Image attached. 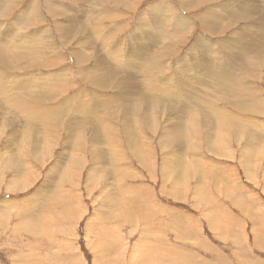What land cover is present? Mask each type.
<instances>
[{"label": "rangeland", "instance_id": "374dc122", "mask_svg": "<svg viewBox=\"0 0 264 264\" xmlns=\"http://www.w3.org/2000/svg\"><path fill=\"white\" fill-rule=\"evenodd\" d=\"M3 1L13 9L0 11V22L12 23L4 36L17 38L9 51H15L19 41L15 52L21 57L32 35L44 39L36 55L22 59L21 65L15 63L19 70L0 68V264H264V79L260 77L264 71L258 67L248 79L250 69L238 68L220 46L225 42L238 53L252 32L259 28L264 33V0H218L199 9V13L210 10L215 19L220 16L222 32L213 37L203 32L209 43L203 42L198 51L193 42L202 32L195 21L198 13L187 14L179 0H114L116 4L103 8L98 0H46V11L52 8L50 15L60 12L64 20L53 19L43 4L42 23L16 35L18 25L13 23H19L30 0H0L1 8ZM236 5L249 7L257 21L250 24L253 31L247 30L246 39L233 38L228 10ZM162 11L172 20L183 16L190 21L179 22L182 26L171 23L179 26L180 38L177 33L168 37L158 24L155 28L164 19L156 18ZM97 14L101 19H95ZM245 27L244 22L234 25V29ZM157 32L166 37L159 39ZM257 36L256 43L261 40ZM146 43L154 46L153 51L146 49ZM132 48L137 55H150L152 61L137 59ZM79 53L88 62L78 65L74 55ZM126 56L135 62L129 66ZM199 58H206L209 65H198ZM29 60L32 67L25 65ZM224 67H230L235 84H216ZM104 70L113 86L82 78ZM56 72L63 78L48 82ZM182 74H191L189 80L181 82ZM59 82L68 86L65 98L59 93L54 96L58 102H48L46 96L60 89ZM156 87L162 91L151 94ZM211 112L226 114L225 124L207 117ZM150 115H155L156 125L144 126L139 133L133 117ZM194 123L202 132L193 136L189 131ZM101 128L110 129L115 139L106 140ZM124 129L135 132L138 144L149 151V164L128 145ZM20 131L31 135L17 150L10 136L17 138ZM158 141L167 147L163 152ZM45 143L47 147L39 151ZM227 145L233 153L221 151ZM12 154H17L15 161L2 163ZM183 161V177L175 179V169ZM168 188L174 194H167ZM36 199L61 200L65 205L34 206ZM231 202L247 207L253 220L243 217ZM212 214L215 222L210 220ZM220 216L231 220L219 223Z\"/></svg>", "mask_w": 264, "mask_h": 264}, {"label": "bare ground", "instance_id": "6f19581e", "mask_svg": "<svg viewBox=\"0 0 264 264\" xmlns=\"http://www.w3.org/2000/svg\"><path fill=\"white\" fill-rule=\"evenodd\" d=\"M7 1V0H6ZM61 1V0H60ZM65 1V0H64ZM176 1V0H175ZM213 1H218V0H187V1H185V3L183 2V0H179V3H180V5L182 6L181 8H182V10L183 11H185L187 14H189V13H194V14H196V12L198 13L197 14V16H196V19H195V21H196V23H197V25L199 26V27H202L201 29H202V32H200V36H198V38L196 39V41H193V42H195V44L196 45H198V46H195V47H198V49H197V51L199 50V49H202V47H203V42H205V43H209V41L207 40L208 38L206 37V36H204L203 35V32L205 33V34H208V35H211L212 37L213 36H216V35H218L219 36V34H220V31H221V28H220V25L221 24H219V20H218V18L220 17H218V18H213V17H211L210 15H212V12L210 11V10H205V11H203V12H198V11H200L199 9H202L205 5H208L209 3L211 4V3H213ZM44 2H46V0H44L43 2H42V0H30V2L27 4V6H26V8L24 9V12H23V17L22 18H20L19 16V23H13V24H16V25H18V27H17V29L13 32L15 35H16V33H17V31L19 32V31H25L26 29H29V25H37V24H40V23H42V19H41V16H42V14H41V11H40V9H41V7H42V5L44 4L45 5V3ZM52 2V1H51ZM98 3L97 4H100L99 6H101V8H103V6H106L107 5V3H109V4H112V3H115L114 2V0H98L97 1ZM3 3L5 4L6 2L5 1H3ZM117 3V2H116ZM115 3V4H116ZM241 3V2H240ZM258 3V2H257ZM8 4H9V1H8ZM115 4H113L114 6H115ZM5 5H7V4H5ZM5 5L3 6L4 8H1V6H0V8H1V10L0 11H2V12H8V11H13V9H11L10 8V5H7L6 7H5ZM175 5V4H174ZM51 7V6H50ZM52 7H54L53 5H52ZM57 7V6H56ZM112 7V6H111ZM155 7V6H154ZM235 7H237L236 9H229L228 11V15H229V17L228 18H230V20L232 21V23H231V26H232V28H233V32H235L236 34H234V36H233V38L234 37H236L237 36V38L238 37H244L245 38V36H247V35H249V33H248V31H250L251 32V30L253 29V27H251L250 26V24H252V23H254L255 21H254V18L252 17V15L250 14V12H249V7H243V5L241 6V5H236ZM46 8H47V5H45V11H46ZM55 8V7H54ZM156 8V7H155ZM218 8V7H217ZM49 9V7L47 8V10ZM52 8H50V10H51ZM100 9V8H99ZM164 9V8H163ZM225 9H227V8H225ZM49 10V11H50ZM55 10V9H54ZM155 9H153V11H154ZM162 10V9H161ZM49 11H46V12H48L49 13V15H50V12ZM152 11V12H153ZM155 11H157V10H155ZM2 12H0V13H2ZM56 11H54V12H52V14L50 15L53 19H56L57 17H59L61 20L65 17V15L64 14H61L60 12L58 13V14H56L55 13ZM159 12H160V10H159ZM214 12V11H213ZM47 13V14H48ZM145 13V12H144ZM155 13V12H154ZM166 11H162L161 13H159V14H157V15H159L158 17H156V16H154V18L156 17V18H164V19H162L161 21H157L155 24H156V26H155V28H157V24L158 25H160V28L162 29V31H164V33H167V36H168V33L170 34L171 33V35H174V34H176L178 31V27L177 28H175V26L174 25H172L171 23H174V24H176L177 22H178V24L179 25H181L182 26V24H180L179 22H186V24L187 23H189L190 21L188 20H186L185 21V19H184V17L182 16L180 19H178L179 17H177L176 19H170V17L168 18L167 16H166ZM217 13V12H216ZM4 14V13H3ZM1 15V14H0ZM10 15V14H9ZM174 15V14H173ZM6 16V15H5ZM214 16V15H213ZM67 17V16H66ZM145 17H146V15H145ZM97 18V20L98 19H101V17L99 18L98 17V14H97V16L95 17V19ZM142 18V17H141ZM222 18V17H221ZM7 19V18H6ZM15 19V18H14ZM23 21H22V20ZM52 19V20H53ZM144 19V18H143ZM262 19V18H261ZM5 20V19H4ZM64 20V19H63ZM96 20V21H97ZM146 20V19H145ZM12 21V20H11ZM84 21V20H83ZM141 21H143V20H141ZM221 21V20H220ZM26 22V23H25ZM79 24H81V22L78 20L77 21ZM76 22V23H77ZM85 22V21H84ZM238 22H244L245 23V28H243V29H234V25L236 24V23H238ZM257 22V21H256ZM60 23V22H59ZM143 23L145 24V22L143 21ZM142 23V24H143ZM54 24V23H53ZM72 24V23H71ZM120 24V23H119ZM134 24V23H133ZM185 24V23H184ZM183 24V25H184ZM185 24V25H186ZM241 24V23H240ZM6 25L7 24H3V23H1L0 22V68H2V69H9V67L12 69L13 67L14 68H16L15 67V63H19L20 64V62L22 61V59L23 60H25L27 57H31V56H34V55H36L37 54V51H38V48L40 47V46H42V43H43V37L42 36H40V35H38V34H36L35 35V38L33 37V35H32V37H31V39L29 40V42L26 44V46L24 47L25 49H23V50H25V51H23V55L21 56V57H19V55H17V54H20V53H17V52H15L16 51V46H18L17 45V43H20L19 41L16 43V46H15V51H9L8 50V48H10V47H13L14 48V37H13V40H12V36L9 38V39H7V36H4V35H6L11 29H12V23L10 24V25H7V26H9V28L7 29V31L4 33V30H5V27H6ZM59 25V24H58ZM103 25V24H102ZM171 26L173 29H170L169 30V28H167V26ZM188 25V24H187ZM191 25V24H190ZM136 26V25H135ZM146 26V25H145ZM169 26V27H170ZM197 26V27H198ZM71 27V26H70ZM137 27V26H136ZM139 27V26H138ZM141 27V26H140ZM139 27V28H140ZM151 27V26H150ZM149 27V28H150ZM240 27H242V26H240ZM255 27H258V26H256L255 25ZM254 27V28H255ZM53 28V27H52ZM62 28V27H61ZM143 28H145V27H143ZM154 29V26H152L151 28H150V30L151 29ZM160 28L158 29V31L160 30ZM181 28V27H180ZM183 28V27H182ZM230 28V27H229ZM34 29H37V28H34ZM44 29V28H43ZM67 29V28H66ZM73 29V28H72ZM136 29V28H135ZM134 29V30H135ZM141 29V28H140ZM151 30V32L153 31V34H155L154 33V30ZM220 29V30H219ZM224 29V28H223ZM85 30V29H84ZM149 30V29H148ZM147 29H146V31H148ZM226 29H224V31H225ZM248 30V31H247ZM23 31V32H24ZM55 31V30H54ZM53 31V32H54ZM143 31H145L144 29H143ZM181 31H183V30H181ZM253 31V30H252ZM255 31H256V29H255ZM135 32H136V30H135ZM222 32V31H221ZM230 32V31H229ZM60 33V32H59ZM62 33V32H61ZM77 33V32H76ZM159 35L161 34L160 32H157ZM163 33V32H162ZM180 33V32H179ZM185 33V32H184ZM232 33V32H231ZM25 34V33H24ZM41 34V33H40ZM67 34V33H66ZM142 34H145L146 35V33H142ZM149 34V33H148ZM152 34V35H153ZM233 34V33H232ZM13 35V34H12ZM19 35V34H18ZM73 35V34H72ZM85 35V34H84ZM134 35V34H133ZM144 35V36H145ZM151 34H149V36H150ZM151 35V36H152ZM158 35V37H159V39H161V38H163V37H166L164 34H161L160 36ZM177 35H178V33H177ZM256 35H259V36H257V37H259L261 40H258V42L256 43V40H257V38H256ZM22 36V35H21ZM26 36V35H25ZM61 36V35H60ZM69 35H67V37H68ZM137 36V35H136ZM135 36V37H136ZM147 36V35H146ZM148 36V37H149ZM155 36V35H154ZM170 36V35H169ZM168 36V37H169ZM181 36H183V35H181ZM232 36V35H231ZM19 37V36H18ZM132 37H134V36H132ZM134 37V38H135ZM158 37H156V38H158ZM178 37H179V35H178ZM212 37H210V39H212ZM225 37V36H224ZM264 37V33L262 32V31H260V29L258 28L257 29V31L254 33V32H252V34H250V36H249V38H248V40L246 41V42H244L245 43V45L244 46H241V48H240V50H238L239 52L238 53H235V51H234V49L236 48L235 46L233 47V46H229L227 43H225V42H222L221 44H220V46L221 47H225V50H224V48H223V50H224V52H225V55H226V58L227 59H233L234 61H236L235 63H236V66L238 67V68H242V70H248L249 71V69H250V72H249V75H248V79L251 77L252 78V74H253V72H255V70H256V68H258L259 67V69H262V71H264V41H262L263 38ZM21 38H23V37H20V39ZM24 38H26V37H24ZM78 38V37H77ZM85 38V37H84ZM88 38V37H87ZM129 38H131V37H129ZM128 38V39H129ZM145 38V37H144ZM180 38V37H179ZM258 38V39H259ZM15 39H17L16 37H15ZM68 39H69V37H68ZM75 39V38H74ZM151 39V38H150ZM158 39V40H159ZM164 39H166V38H164ZM163 39V40H164ZM176 39V38H175ZM235 39V38H234ZM246 39V38H245ZM22 40V39H21ZM86 40H88V39H86ZM94 40V39H93ZM123 40V39H122ZM130 40V39H129ZM136 40V39H135ZM144 40H146V39H144ZM144 40H142V41H144ZM62 41V40H61ZM70 41V40H69ZM74 41V40H73ZM82 41V40H81ZM131 41V40H130ZM133 41V40H132ZM181 41V40H180ZM245 41V40H244ZM4 42H6L7 44H4V46H3V43ZM22 42V41H21ZM64 42H65V40H64ZM113 42V41H112ZM115 42V41H114ZM129 42V41H128ZM147 42L149 43V41H148V39H147ZM153 42V41H152ZM162 42V41H161ZM63 43V42H62ZM80 43V42H79ZM116 44H118L117 42H115ZM135 43H136V41H135ZM162 43H164V41L162 42ZM242 43V42H241ZM21 44V43H20ZM23 44V43H22ZM64 44V43H63ZM107 44V43H106ZM143 45H145V42L144 43H142ZM147 44V43H146ZM150 44V43H149ZM149 44H147L146 45V49L147 50H149V51H151L152 49H150V46H151V48L152 47H154V46H152V45H149ZM155 44V41L153 42V45ZM165 44V43H164ZM175 44V43H174ZM194 44V45H195ZM24 45V44H23ZM78 45V44H77ZM122 45V44H121ZM156 45V44H155ZM158 45V44H157ZM155 46L156 48L158 47V46ZM159 45H161L160 43H159ZM243 45V44H242ZM46 46V45H45ZM127 46V45H126ZM139 46V45H138ZM163 46H165V45H163ZM162 46V47H163ZM219 46V47H220ZM19 47L21 48V45H19ZM19 47H18V51H19ZM133 47V46H132ZM162 47H160V48H162ZM194 47V46H193ZM138 48V47H137ZM143 48V47H142ZM22 49V48H21ZM46 49V48H45ZM109 49V48H108ZM117 49V48H116ZM120 49V48H119ZM141 49V48H140ZM144 49V48H143ZM142 49V50H143ZM146 49H144L145 51H147ZM10 50H11V48H10ZM12 50H14V49H12ZM41 50V49H40ZM100 50V49H99ZM129 50H132V55H134V57L136 56V57H138L137 59H139V58H141V59H143L144 61H146L147 60V62H148V59L149 60H151L152 61V59H151V56L150 55H142L143 53L142 52H140V54L139 55H137L135 52L136 51H134L133 50V48L132 49H129ZM128 50V51H129ZM143 50V51H144ZM160 50H162V49H160ZM236 50H237V48H236ZM104 51H105V49H104ZM121 51V50H120ZM120 51H118V53L120 52ZM134 51V52H133ZM144 51V52H145ZM153 51V50H152ZM155 51H157L158 52V50H155ZM85 52H87V51H84V53ZM123 52V51H122ZM131 52V51H130ZM166 52H167V49H166ZM116 53H117V50H116ZM127 53V52H126ZM142 53V54H141ZM115 54V53H114ZM122 54V53H121ZM187 54V53H186ZM218 54V53H217ZM39 56V55H38ZM62 56V55H61ZM75 56V59H76V62H77V64L79 65L81 62H88V60H87V58H82V57H80V53L79 54H77V55H74ZM124 56H125V54H124ZM128 56V55H127ZM126 56V60H124L125 62H135L134 60V58L133 57H127ZM131 56V55H130ZM42 57V56H41ZM121 57V56H120ZM143 57H145V59L143 58ZM170 57V56H169ZM217 57V56H216ZM249 57V58H248ZM55 58V57H54ZM130 58H133V59H130ZM171 58V57H170ZM178 58V57H177ZM31 59V58H30ZM60 59H61V57H60ZM91 59V58H90ZM116 59V58H115ZM124 59V58H123ZM252 59V61L250 62V60ZM14 60H18V61H15L14 62ZM32 60H33V57H32ZM119 60V59H118ZM247 60H248V62H247ZM155 61V60H154ZM153 61V62H154ZM208 61V60H207ZM223 62L225 61V59H223L222 60ZM38 62V61H37ZM37 62H35V63H37ZM71 62V61H70ZM73 62V61H72ZM117 62V61H116ZM121 63H123L122 61H120ZM140 62H143L142 60H140ZM146 62V63H147ZM153 62H152V64H153ZM192 62V61H191ZM227 62V61H226ZM23 63H25V62H23ZM95 63V62H94ZM139 63V62H138ZM183 63V62H182ZM254 63V64H253ZM27 64V66H29V67H32V65H33V63H32V61L31 60H29V61H27L26 63H25V65ZM37 64H43V62H38ZM74 64V63H73ZM125 64V63H124ZM135 64V63H134ZM151 64V65H152ZM185 64H186V62H185ZM204 64H208L207 62H206V58H199V61H198V65H200V66H205ZM21 65V64H20ZM81 65V64H80ZM96 65V64H95ZM122 65V64H121ZM129 66H130V63L128 64ZM135 65H137V64H135ZM148 65H149V63H148ZM176 65V64H175ZM209 65V64H208ZM207 65V66H208ZM230 65V64H229ZM124 66V65H123ZM134 66V65H133ZM141 64L139 65V68L141 69ZM147 66V65H146ZM181 66V65H180ZM28 67V68H29ZM131 67H132V64H131ZM185 67V66H184ZM183 66H182V68L183 69H185ZM188 67V66H187ZM195 67H196V65H195ZM198 67V66H197ZM98 68V67H97ZM135 68H137V66L135 67ZM152 68V67H151ZM177 68V67H176ZM17 69H18V67H17ZM21 69V68H20ZM31 69V68H30ZM40 69V68H39ZM107 69H109V68H107ZM127 69V68H126ZM148 70V68L146 67L145 69H143V70ZM192 69V67L190 68V70ZM199 69V68H198ZM211 69V68H210ZM210 69H209V71H210ZM13 70V69H12ZM19 70V69H18ZM34 70V69H33ZM33 70H30V71H33ZM67 70V69H66ZM65 70V71H66ZM74 70V69H73ZM133 70H134V67H133ZM142 70V69H141ZM150 70V69H149ZM182 69H179V68H177V70L176 71H178V72H180V73H182V71H181ZM197 69H195V71H196ZM212 70V69H211ZM7 71V70H6ZM22 71V70H21ZM37 71V70H36ZM68 71V70H67ZM105 71V70H104ZM136 71H138V70H136ZM185 71V70H184ZM194 71V72H195ZM218 71V70H217ZM19 72V71H18ZM50 72V71H49ZM247 72V71H246ZM21 73V72H20ZM107 73V70L105 71V73L104 72H101V73H98V74H90V75H88V74H85L84 76H82V78L85 80V82H87V81H94V82H97V83H99V84H103V85H108V86H113V81H111L109 78H107L106 77V74ZM148 73V72H147ZM186 73H187V70H186ZM189 73V72H188ZM198 73H199V71H198ZM203 73V72H202ZM213 73V72H212ZM216 73V72H215ZM220 73V74H219ZM33 74V73H32ZM59 73L58 72H56V73H53L52 75H51V77H47V81H48V79L50 80V79H58V78H61L62 77V74L60 73V75H58ZM146 74V73H145ZM9 75V74H8ZM147 75V74H146ZM151 75H153V72L151 73ZM186 75H187V77H186ZM189 75H191V74H182V77H181V82H183L184 80H186V79H188L189 80V78H188V76ZM196 75V74H195ZM10 76V75H9ZM20 76V75H19ZM25 77H26V79H27V81L28 80H30V79H28V77H30V75H29V73L28 74H25L24 75ZM44 76H46V75H44ZM109 77H112L111 75H108ZM140 76V75H139ZM216 76H218L217 77V81H216V84H218V83H222V84H229V83H234L235 84V81H233L232 80V76H233V73L231 74V71H230V67H224L223 68V70H219L218 71V73H217V75ZM215 76V77H216ZM8 77V76H7ZM13 77V76H12ZM43 77V76H42ZM197 77V76H196ZM260 77L261 78H263L264 79V74H260ZM11 78V77H10ZM63 78V77H62ZM77 78H80V75H78V77ZM191 78H194V77H191ZM23 79H24V77H23ZM38 79H39V77H38ZM43 79V78H42ZM46 79V78H45ZM142 79V78H141ZM253 79V78H252ZM40 80V79H39ZM59 80H61V79H59ZM196 80V79H195ZM200 80V79H199ZM242 80V79H241ZM1 81V80H0ZM24 81H26V80H22L21 82H24ZM43 81V80H42ZM47 81H45L44 83H47ZM191 81V80H190ZM194 81V80H193ZM193 81H191L192 83H195V81L193 82ZM264 81V80H263ZM38 82V81H37ZM49 82V81H48ZM81 82V81H80ZM153 82V81H152ZM155 82V81H154ZM157 82V81H156ZM181 82L180 81H178V83L179 84H181ZM200 82V81H199ZM11 83V82H10ZM43 83V84H44ZM64 83H66V81L64 82ZM84 83V82H83ZM188 83H189V81H188ZM244 83V82H243ZM242 83V84H243ZM38 84V83H37ZM36 84V85H37ZM197 84H198V82H197ZM241 84V85H242ZM7 85V84H6ZM14 85V84H13ZM155 85H156V83H155ZM158 85V84H157ZM4 86V85H3ZM194 86V85H193ZM22 87V86H21ZM28 87V86H27ZM58 87L60 88H58L59 90L56 92V90H53V94L54 95H49L48 94V96H46V100L48 101V102H51V101H57V99L54 97L56 94H59V93H61V97H63V95H65V93H66V91H67V89H68V86L66 85V86H64L63 85V83H61V82H59L58 83ZM107 87V86H106ZM146 87V86H145ZM197 87V86H196ZM195 87V88H196ZM16 88V87H15ZM18 88V87H17ZM16 88V89H17ZM23 88V87H22ZM25 88V87H24ZM45 90H47V89H49V86H44L43 87ZM57 88V87H56ZM85 89H86V87H84ZM117 88V87H116ZM115 88V89H116ZM194 88V89H195ZM3 89V88H2ZM5 89V88H4ZM89 89V88H88ZM110 89V88H109ZM183 89V88H182ZM199 89V88H198ZM198 89L196 88V90L198 91ZM21 90V89H20ZM23 90V89H22ZM43 90V89H42ZM150 90H152L153 92L151 93V94H158L157 92H159V91H162V89H160V87H156L155 88V90L153 89V88H151ZM176 90V89H175ZM178 90H181V89H178ZM8 91V90H7ZM51 91V90H50ZM147 91V90H146ZM166 91V90H165ZM46 92H48V91H46ZM79 92V91H78ZM87 92V91H86ZM150 92V91H149ZM149 92H147V93H149ZM177 92V91H176ZM49 93V92H48ZM77 93V92H76ZM75 93V94H76ZM83 92H81V94H82ZM88 93V92H87ZM91 93V92H90ZM161 93V92H160ZM163 93V92H162ZM161 93V94H162ZM191 93H192V91H191ZM72 94H73V92H72ZM96 94V93H95ZM98 94V93H97ZM101 94V93H100ZM165 94V93H164ZM182 94V93H181ZM187 94V93H186ZM194 94V93H193ZM86 95V94H85ZM84 95V96H85ZM166 95H169L168 93H166ZM173 95V94H172ZM191 95V94H190ZM74 96V95H73ZM76 96H78V94L76 95ZM83 96V95H82ZM98 96H99V94H98ZM98 96H97V98H98ZM89 97H91V96H89ZM104 97V96H103ZM65 97H63V99H64ZM78 98H80V97H78ZM82 98V97H81ZM87 98V97H86ZM62 99V98H61ZM63 99H62V101H63ZM67 99V98H66ZM65 99V100H66ZM73 99V98H72ZM88 99V98H87ZM92 99V98H91ZM105 99V98H104ZM108 99H109V97H108ZM79 100H81V99H78L77 100V102H80ZM93 100V99H92ZM107 100V99H106ZM53 102V103H54ZM58 102V101H57ZM61 102V101H60ZM66 102H68V101H66ZM84 103H86V101L84 102ZM92 104V103H91ZM91 104H85L86 106H88V107H90L91 106ZM52 105V104H51ZM57 105V104H56ZM40 106V105H39ZM85 106V107H86ZM41 107V106H40ZM58 107H59V105H58ZM57 113H58V111H55V112H53V117H57ZM225 116H227L226 114H222V113H219V112H211V113H209L208 115H207V117H209V118H214V119H216L220 124H225V122H226V119H227V117H225ZM133 117V116H132ZM134 119L132 120V122L134 123V124H136V126L138 127V129H136V130H138V132L140 133V130L144 127V126H149V125H152L153 127L156 125V123H157V119H156V117H155V115H150L148 118H146V119H138L136 116L135 117H133ZM151 127V126H150ZM16 131V130H15ZM202 132V127L201 126H198L196 123H194L192 126H191V128H190V131H189V135H197L198 133H201ZM23 133H25V131H20V136L19 137H17V138H15V137H11L10 136V140L11 141H13V143H17V145H16V149H17V147L19 146V147H24L26 144H27V141H29V139H27V137H29V135H31V131H27V135H23ZM99 133L106 139V140H108V141H113L115 138H114V136H113V134H112V132H111V130L110 129H108V128H101L100 130H99ZM122 133H123V135H124V137H125V139L127 140V143H128V145L129 146H131V147H133L134 149H135V154L141 159V161H143L145 164H149V161H150V159H149V151L146 149V148H144V147H141L139 144H138V138H136V134H135V132L133 133V132H131V131H127L126 129H124V130H122ZM15 134V133H14ZM17 134V133H16ZM81 135H83V133H81ZM2 136V135H1ZM8 137V136H7ZM138 137V136H137ZM79 139H81V137H79ZM21 140H23L22 141V143H21ZM9 141V140H8ZM47 141H49V139H47ZM153 145H155V144H153ZM156 145H157V143H156ZM158 146H159V148H160V150L163 152L165 149H167V147H163V145H161V143H159V141H158ZM18 147V148H19ZM45 147H47V143H45V145H43V147H41V149H39V151H43V149H45ZM218 147L219 148H221L222 147V141H220L219 142V145H218ZM21 149V148H20ZM18 150V149H17ZM221 151H225V153H233V149H231V147H229V145H227V147H223V149H221ZM19 152V151H18ZM14 153V152H13ZM28 156H29V159H36L35 157H33L32 155H29L28 154ZM11 157V158H10ZM9 157V160L8 161H6V162H2V163H11V161H15L14 160V158L15 157H17V154H12V156H10ZM22 157H25V155H22ZM199 162V161H198ZM201 163V162H200ZM1 165V164H0ZM165 165H169V163H165ZM204 166H202V168H203ZM197 168V167H196ZM167 169V168H166ZM183 171H185V161H183V163H181V165H179V167H177V169H175V179H178V177H183ZM200 171L201 172H203V173H206L204 170H201L200 169ZM173 172V171H172ZM170 173V172H169ZM174 174V173H173ZM169 176V175H168ZM175 185H177V183H173V187H175ZM181 185V187H183V184H180ZM164 187H166V184L164 185ZM142 192V191H141ZM151 193V191H150V189H147V193ZM165 192V191H164ZM166 193L167 194H174V192H172V191H170V188H168V190H166ZM178 195H179V198L178 199H180V194L179 193H177V197H178ZM55 199H57V197L55 196ZM51 201H53V199H49V203H51ZM124 203H125V201H124ZM209 217H211L210 215H209ZM217 221V220H216ZM150 251H151V249H150ZM107 259H109V257H107ZM254 260V259H253ZM258 264V263H257Z\"/></svg>", "mask_w": 264, "mask_h": 264}, {"label": "crops", "instance_id": "0c3cea01", "mask_svg": "<svg viewBox=\"0 0 264 264\" xmlns=\"http://www.w3.org/2000/svg\"><path fill=\"white\" fill-rule=\"evenodd\" d=\"M42 202H48L49 203V199L47 200V199H41V202H39V200L38 199H36V200H34V206H36V205H40V203H42ZM232 204H234V206H236V207H238L239 209H240V213L243 215V217L245 216L247 219H249L250 221L251 220H253L252 219V214L249 212V210L247 209V207H245V208H240L241 206H239V205H237L236 204V202H231ZM50 204H55V205H65V204H63L62 202H61V200H57V201H51V203ZM47 205V204H46ZM45 205V206H46ZM250 205V204H249ZM37 206V207H38ZM242 206L244 207V204H242ZM247 206H248V204H247ZM251 206V205H250ZM221 219V220H220ZM210 220H212V221H214L215 222V220H214V216H213V214H212V216L210 217ZM230 221L228 218H226V217H222V216H220V218L218 219V221H219V223L221 222V221ZM255 221V220H254ZM225 222H223V224H225ZM218 223V222H217Z\"/></svg>", "mask_w": 264, "mask_h": 264}, {"label": "flooded vegetation", "instance_id": "af4514ba", "mask_svg": "<svg viewBox=\"0 0 264 264\" xmlns=\"http://www.w3.org/2000/svg\"><path fill=\"white\" fill-rule=\"evenodd\" d=\"M221 57H223V56H221ZM225 57H226V55H225Z\"/></svg>", "mask_w": 264, "mask_h": 264}]
</instances>
